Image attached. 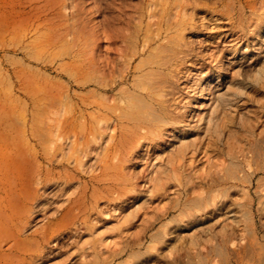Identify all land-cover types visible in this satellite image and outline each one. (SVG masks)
<instances>
[{
  "label": "rangeland",
  "instance_id": "374dc122",
  "mask_svg": "<svg viewBox=\"0 0 264 264\" xmlns=\"http://www.w3.org/2000/svg\"><path fill=\"white\" fill-rule=\"evenodd\" d=\"M174 1L0 0V199L10 197L9 201L0 203L3 211L0 221L6 222L2 215L6 214L5 210L11 213L9 207L14 204L15 221H21L22 237L31 246L26 264H264V171L257 172L253 186L243 183L233 187V180H229L213 190L196 188L190 198L206 197L209 192L219 205L215 210L210 207L199 212L201 222L191 223L187 217L189 207L185 206L187 195H180V206L175 208L178 196H171L172 192L146 190V176L155 162H152V153L146 151L135 161V166L122 156L118 173L111 172L100 183L88 185L87 196L80 201L81 214L78 216L76 209L72 211L68 226L62 228L60 234L43 242L41 235L36 233L55 221L60 207L68 206L73 192L85 189L89 178L82 173L65 193L57 185L46 193L43 184H37L40 175L36 173L42 170L43 180L47 163L43 146L32 139L30 125L36 116L34 113L44 117L45 110H41L45 106L47 85L54 82L66 86L67 69H72L70 64L80 63L83 58L94 59L95 52L90 48L96 44L98 31L103 32L99 54L108 60L109 52L114 49L111 38L119 28L114 19L139 17L144 13L145 18L134 17L136 24L139 23L137 19L143 20L138 25L141 30L133 24L141 36L145 30L150 34L147 28L152 27L153 21L149 16L155 12V21L160 15L164 20L159 29H165L164 22H168L169 14L172 20L178 19L175 18L178 7ZM196 1L202 6L194 10V19L198 26L208 28L195 32L207 33L203 36L208 38L207 43L201 49L205 62L192 67V72L180 81L178 101L185 107V116L189 117L190 112L196 121L216 95H226L227 114H221L218 131L195 142L203 152L199 157L214 158L205 164L209 169L205 175L225 173L231 158L242 156V152L254 157L251 168L246 166L252 171L264 160V0ZM203 3L212 7V11L209 12ZM190 13L194 14L192 10ZM146 18L152 22L149 26ZM172 22L176 24L177 21ZM155 24L153 32L158 28ZM188 37L189 41L196 39L193 34H187ZM81 89L73 86L72 93L88 97L90 91ZM207 93L211 100L205 102ZM74 102H78L76 97ZM70 141L67 148L72 145ZM16 143L23 149L20 157L15 155ZM87 165L92 166L90 170L98 168L94 174L101 173L96 158H91ZM200 169L203 165L197 163L195 170ZM129 173L134 175L132 183L136 187L133 191L122 189L123 177ZM206 177L209 181V176ZM22 178L27 185L28 199L13 200L11 197ZM63 181L54 179V182ZM169 183L173 185L174 178ZM183 210V217H180ZM167 211L169 215L162 216ZM244 211L252 216L249 224L252 235L243 237L245 240L241 237L246 228ZM18 213H23L22 219L18 218ZM129 214L132 216L127 221ZM178 224L186 225V229L166 237L164 242L151 237L164 229L172 232ZM229 240L239 241L243 246L250 243L251 248L241 253L219 254L215 248ZM232 242L226 245L228 250L233 249Z\"/></svg>",
  "mask_w": 264,
  "mask_h": 264
},
{
  "label": "bare ground",
  "instance_id": "6f19581e",
  "mask_svg": "<svg viewBox=\"0 0 264 264\" xmlns=\"http://www.w3.org/2000/svg\"><path fill=\"white\" fill-rule=\"evenodd\" d=\"M173 3L177 4L176 8L178 7L174 8L177 11L175 18L178 17V19L173 18L174 20H172L168 13V22H164V26L167 25L165 29H162L163 27L159 29L164 21H162L163 17L160 15V18H155V21V12L151 16L148 12L153 23L148 17L146 19L150 22L144 20L146 24L148 23V26L149 23L158 24L157 32L155 28L153 32V25L147 28L145 24L147 32L151 30L150 34L148 33L150 36L146 34L145 29L143 32L146 35L140 36L141 32L139 33L141 28L138 29V27L143 21L139 20V17L141 15L143 18L144 13L139 17L114 19L115 25L119 24V28L111 38L114 49L109 52L108 60L99 54L101 52L99 41L102 39L103 32L98 31L96 32V44L90 48H93L92 51L95 52L94 59L88 61L83 58L80 59V63L70 64L72 69L66 68L68 74L66 86L55 85L54 82L47 85L44 95L45 106L41 110L42 112L45 110L44 117L34 113L42 120L35 116L31 119L32 125H30L32 139L34 143L43 146L47 163L43 180L42 170L36 173L40 175L37 184H43L47 189L46 193L49 190L53 191L51 188L55 185L65 193L68 188L72 187V181L78 176L82 177V173L88 175L89 178L85 189L78 193L73 192L74 197L69 199L68 206L60 207L55 221L49 223L42 232H36L41 235L43 242L60 234V230L68 226V216L72 211L76 209L77 215L81 214L80 201L87 196L88 185L93 186L100 183L111 172L118 173L122 156L126 157L129 162H133L135 166L137 164L135 161L143 155L144 151L147 154L152 153L151 155L154 157L152 162L153 160L155 162L152 163V169L146 176L148 178L146 190L149 192L163 191L165 194L172 192L171 196H178L175 208L180 206V195H187L188 200L185 201V206L189 207L187 217L191 223L201 222L199 212H205L210 207L215 210L219 205L216 198L212 197L209 192L206 197L190 198L196 188L213 190L222 187L229 180H233V184H231L233 187L243 183L253 186L257 172L264 171V160L257 165V168L248 171L246 166L248 169L251 168L254 157L242 152V156L231 158L232 160L225 167V173H213L211 177L210 172L209 175H205L209 170L205 164L208 165L214 158L206 157V155L199 157L203 152L201 148L196 147L195 142L208 138L212 132L218 131L221 114H227L228 98L224 94L216 95L214 102L204 114L198 115L196 121L190 112H188L189 117L185 116L187 114L184 111L185 107L181 106L178 101L181 96L180 81L188 72H192V67L204 61L201 49L208 40L203 37L207 33L197 34L195 32H202L208 28L206 25L198 26L194 19V10L197 11L202 6L199 1L178 0L177 2L175 0ZM151 5L150 7H152ZM206 7L209 12L212 11V7L209 5ZM190 10L194 14L190 13ZM162 16H165L164 13ZM134 17L139 18L137 19L138 24L134 23ZM171 20H176V24L175 22L172 24ZM157 22L161 24L159 25ZM133 24L137 25L135 27L139 31L133 27ZM132 27L136 30L134 31ZM129 31L130 33H128ZM187 34H193L196 39L189 41L190 38H187ZM92 51L90 50V52ZM71 71L74 73L72 74ZM73 86L87 89L94 96L91 97L89 93L88 97H86L87 95L77 96L72 93ZM63 88L65 92H62ZM209 95V93L205 95L203 99L205 102L211 100ZM75 97L78 102H74ZM70 140H72V145L67 148V143ZM36 148L34 147V149ZM145 148L146 150H144ZM22 153V147L16 143L15 155L20 157ZM91 158H96L101 173L94 174L98 168L89 169L92 166L87 164ZM20 163L19 161L16 164L18 171ZM197 163H201L203 169L195 170ZM4 164L6 165V162ZM62 170L65 172L63 173ZM237 171H239L238 174ZM206 176H209V181ZM132 177L134 178L133 173L123 177L122 189L135 190L136 185L132 183ZM55 178L64 181L62 183L54 182ZM173 178L175 183L171 185L169 182ZM17 184V190L11 199L17 200L20 197L27 200L28 190L24 178L20 179ZM9 200L8 196L5 199H0V203ZM9 208L11 213L5 210L6 214L2 215L7 219L6 222L0 221V264H26L31 246H29L28 240L22 237L19 228L21 221H15L17 219L15 205L12 204ZM193 209L195 212H192ZM1 211L2 209H0V213ZM183 212L184 210L181 211L180 217H183ZM22 214L18 213L19 219H22ZM167 215H169L168 211L164 212L162 216ZM131 216L132 214L127 216V221ZM243 217L246 228L241 237L245 238L252 235L249 228L252 216L249 211H244ZM174 229L172 232L167 229L156 231L151 237L164 242L166 237L180 229H186V225L179 226L178 224ZM93 235L91 234V236ZM230 242L232 240L225 241V245H218L215 249L219 254H235L236 252L241 253L243 250L246 252L248 248H251L250 243L247 244L248 246H243L244 244L239 241H234L232 242L233 249L228 250L226 245Z\"/></svg>",
  "mask_w": 264,
  "mask_h": 264
}]
</instances>
